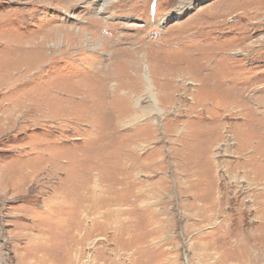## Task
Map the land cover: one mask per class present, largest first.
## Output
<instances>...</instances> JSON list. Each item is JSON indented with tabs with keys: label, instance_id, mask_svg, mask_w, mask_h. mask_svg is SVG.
<instances>
[{
	"label": "rangeland",
	"instance_id": "rangeland-1",
	"mask_svg": "<svg viewBox=\"0 0 264 264\" xmlns=\"http://www.w3.org/2000/svg\"><path fill=\"white\" fill-rule=\"evenodd\" d=\"M112 2L0 0V264H264V0Z\"/></svg>",
	"mask_w": 264,
	"mask_h": 264
},
{
	"label": "bare ground",
	"instance_id": "bare-ground-1",
	"mask_svg": "<svg viewBox=\"0 0 264 264\" xmlns=\"http://www.w3.org/2000/svg\"><path fill=\"white\" fill-rule=\"evenodd\" d=\"M111 2V1H110ZM90 3H92L93 5H97V7H98V9H97V12H102V11H104V10H106V8H114L115 6H116V4L115 3H111V4H109V7L107 6V0H90ZM102 3V4H101ZM95 8V7H94ZM93 8V9H94ZM257 13V12H256ZM212 16V19H216L215 17H217L216 15H211ZM101 24L99 21H97L96 22V24ZM97 24V25H98ZM103 24V23H102ZM101 24V25H102ZM97 25H95V27L97 28V30H96V32H92V31H90L91 33H89L90 34V37L88 38V39H85V41H86V45H89V51H93V49L95 48V51H93L94 53H97V51H100L99 52V54L101 53V54H108L107 52L108 51H110V48L108 49V50H105L106 49V47H103L102 45H97V48H96V45H95V43H96V40H92V38H91V36L92 37H96V38H100L101 36L98 34V33H101V30H103L102 29V26H97ZM91 28H92V26H90ZM87 34V33H86ZM62 35V34H61ZM68 36H69V34H68ZM59 38V37H58ZM110 38V37H109ZM122 38V37H121ZM100 40V39H99ZM93 41H95V42H93ZM106 41V40H105ZM100 44H102V43H100ZM23 45V44H22ZM92 45H94V46H92ZM61 46V45H60ZM110 46V45H109ZM117 46V45H116ZM40 47H42V48H40ZM58 47V46H57ZM90 47H92V48H90ZM68 48V47H67ZM141 48V47H140ZM139 48V49H140ZM39 49H43V50H45L44 49V46H43V43H42V41L40 42V41H38V42H35V43H31V45H27L26 46V48L24 49V46H22V53H19V55L20 54H23V53H25L26 52V50H29V51H31V52H29L28 51V54H29V56L31 57H33L34 59H36L35 58V56L36 55H39L38 54V50ZM97 49V50H96ZM144 49V48H143ZM68 50V49H67ZM51 51V50H50ZM57 51V50H56ZM103 51V52H102ZM78 52V51H77ZM76 52V53H77ZM116 52V51H115ZM136 52V51H135ZM140 52V51H139ZM112 53V52H111ZM50 54V53H49ZM98 54V55H99ZM112 54H114V53H112ZM111 54V56H110V54H108L109 55V57L111 58V60L114 58V57H117V56H119L121 53H117V54H114V55H112ZM140 54H142L143 55V52L141 53H137L136 55H134V56H131V58H136V59H139L140 60V58H143V59H141V61H143L144 60V55L143 56H140ZM33 55H35V56H33ZM22 56V55H21ZM29 56H27V57H29ZM29 57V58H30ZM40 57H41V55H39V56H37V59H40ZM97 57V56H96ZM99 58L101 59V57L99 56ZM79 59V58H78ZM116 59V58H115ZM95 60V59H94ZM115 61V60H114ZM132 61V60H131ZM140 61V62H141ZM49 62V61H48ZM97 62V61H96ZM111 63V62H110ZM130 63V62H129ZM132 63H130V65H131ZM104 65V64H103ZM117 65V64H116ZM119 65V64H118ZM123 65V64H122ZM97 66V65H96ZM106 66V65H105ZM115 66V65H114ZM123 67V66H122ZM91 70V69H90ZM99 70V69H98ZM101 70H104V69H100V71H98L97 72V74H99L100 72H101ZM108 70V69H107ZM94 72V71H93ZM95 73V72H94ZM96 74V73H95ZM78 76V75H77ZM81 77L83 78V76L81 75ZM76 80V79H75ZM134 82L135 83H137L138 84V86L142 83V81H141V78H140V80H139V75H137V74H135V79H134ZM143 86L146 88V89H151V84H150V81L148 80V79H146V76H145V85L143 84ZM117 87V86H116ZM115 87V88H116ZM112 88H114V87H112ZM110 89V88H109ZM115 91V90H114ZM117 91V90H116ZM102 94V93H101ZM111 94V93H110ZM106 96V95H105ZM109 96V95H108ZM111 96V95H110ZM117 96V95H116ZM102 97V96H101ZM115 97V96H114ZM123 99L124 100H126V99H129L130 98V93L128 92V93H123ZM134 99V98H133ZM91 100V99H90ZM103 101V100H102ZM96 195V194H95ZM92 198V197H91ZM55 206V205H54ZM61 206V205H60ZM81 206V205H80ZM79 206V207H80ZM55 208H59V206H57V207H55ZM67 219V218H66ZM63 223V222H62ZM54 231V230H53ZM65 234V233H64ZM67 234V233H66ZM84 235V234H83ZM80 237V236H79ZM132 237V236H131ZM134 237V236H133ZM81 238V237H80ZM79 239V238H78ZM125 239H127V238H125ZM120 240V239H119ZM43 241H47V240H43ZM42 241V242H43ZM145 241V240H144ZM126 242H128V241H126ZM73 243V242H72ZM140 243H142V242H140ZM44 244H46V242H44L43 244H40L39 246H41V245H44ZM144 244V243H143ZM130 245V244H129ZM48 246L49 245H45L44 247H46V248H48ZM128 246V245H127ZM130 247V246H129ZM41 250H42V247H39ZM39 248H37L38 249V251H39ZM80 250V249H79ZM71 251V250H70ZM75 251V250H74ZM105 258V257H104ZM104 258H103V260H104ZM46 259H43L42 261V263H40V264H46V261H45ZM64 260H66L65 261V264H71V260H70V258H69V254H67V252L64 254ZM126 260V259H125ZM116 261V260H115ZM132 261V260H131ZM106 263V262H105ZM117 263H119V262H117ZM215 263V262H214ZM53 264V263H52ZM55 264V263H54ZM115 264V263H114Z\"/></svg>",
	"mask_w": 264,
	"mask_h": 264
}]
</instances>
